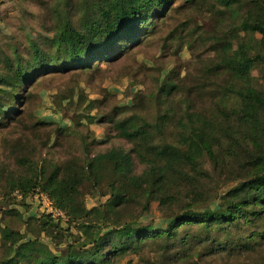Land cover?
Here are the masks:
<instances>
[{
  "label": "trees",
  "instance_id": "16d2710c",
  "mask_svg": "<svg viewBox=\"0 0 264 264\" xmlns=\"http://www.w3.org/2000/svg\"><path fill=\"white\" fill-rule=\"evenodd\" d=\"M177 1L82 0L78 25L71 14L75 6L67 3L64 15L57 13L54 35L43 38L48 49L31 40L28 57L18 51L13 58L5 56L0 67V126L21 118L17 105L29 99V89L41 79L89 72L118 60L127 49L157 35V21L163 25L185 7L222 17L226 40L213 50L207 68L230 72L231 80L222 86L212 109L198 110L187 99L170 103L181 90L172 73L148 97L146 103L159 108L148 116L152 122L137 109L119 119L124 111L116 107L101 121L111 123L115 136L132 144L129 151L114 148L91 156L90 149L101 143L94 139L85 143L84 158L47 164L36 161L19 141L23 147L16 161L22 172L7 179L9 190L19 201L46 196L63 216L47 212L26 219L16 208L0 209L1 218L17 217L26 226L23 232L5 221L0 264H124L149 245H157L161 253L160 262L149 264H184L217 250L255 252L264 244V89L253 75L264 68V0H187L181 7L175 6ZM64 100L72 104L69 97ZM45 124L39 121L34 127ZM170 126L172 141L166 138ZM204 157L212 171L205 169ZM135 158L145 167L141 174L135 173ZM217 178L233 185L224 194L212 191ZM87 186L97 191L94 196L109 197L88 208ZM153 203L169 212L163 228L142 224L134 215L136 210L148 213ZM43 235L56 251L42 241ZM198 245L205 246L206 254L189 255Z\"/></svg>",
  "mask_w": 264,
  "mask_h": 264
},
{
  "label": "rangeland",
  "instance_id": "374dc122",
  "mask_svg": "<svg viewBox=\"0 0 264 264\" xmlns=\"http://www.w3.org/2000/svg\"><path fill=\"white\" fill-rule=\"evenodd\" d=\"M186 1L178 0L175 6L181 7ZM199 1L203 3L206 0ZM81 2L82 0L2 1L0 3V67L5 64V56L13 58L15 51L28 57L31 40H37L47 48L43 38L54 35L57 13L64 15L67 3L71 7L75 6L71 14L78 25L79 18L83 15ZM164 22L166 23L163 25L160 21L156 22L157 25H161L156 36L151 35L142 45L127 49L130 50L125 51L128 54L118 60L100 63L97 69L89 72H72L54 78L48 76L29 89V99L20 106L17 105L21 110V118L16 122L15 117L16 119L9 120L7 125L0 126L1 210L16 208L25 215L26 219L29 215L40 218L46 215L44 213L54 210L46 196L30 195L27 199L19 201L9 190L7 179L22 172L16 159L23 146L35 154L36 161L45 160L47 164H62L75 157L84 158L85 143H90L94 139L101 143L92 148V145L89 146L91 156L114 148H124L129 151L132 144L115 136L116 132L112 130V124L101 119L112 115L116 107H121L124 112L119 119L131 117L132 112L137 109L152 122L153 120L148 116L155 115L159 108L146 102L152 93L157 92L169 73L175 76L181 87V90L170 98V103L174 100L187 99L194 102L198 110L207 106L212 109L213 102L223 91L222 86L227 85L231 80L230 72L220 69H213L211 72L212 68H207L210 58L214 57L213 50L226 40L228 28L222 17H212L210 14L194 12L185 7L173 18L164 19ZM186 26L188 27L183 30ZM167 37L168 40L165 42ZM204 39H207L205 45H203ZM165 43L168 44L167 47ZM253 75L258 78L259 85L262 84L264 89V68L258 67ZM64 97H69L72 104L65 101ZM162 110H167V105H163ZM39 121L46 123L45 126L34 127ZM174 136L171 127L170 135L167 134L166 138L172 141ZM19 141L23 146L19 145ZM134 161L135 173L141 174L145 167L136 158ZM202 163L206 170L212 171L213 168L207 157L202 159ZM232 185H225L217 178L210 189L224 194ZM98 190L101 193L105 191L102 188ZM94 192L89 186L85 187V202L88 208L97 206L100 201L104 202L109 197H96ZM134 213L142 224L152 223L156 228H163L166 226L169 212L161 211L158 204L153 203L148 213L137 210ZM54 216L58 215L54 214ZM5 221L23 232L26 231V226L13 216L0 217V229L5 225ZM63 226L67 228L65 223ZM72 233L79 235L75 228H72ZM42 241L56 251L50 239L44 235ZM150 246L145 247L140 256H128L123 263L126 264L129 260H133V264L160 262L159 247L154 245L150 249ZM64 247L61 246L62 249ZM194 249L189 255L206 254L205 246L198 245ZM180 252L185 255L184 252ZM2 253L0 242V255ZM208 255L212 256L190 259L184 264H264V244L255 252L228 253L217 250Z\"/></svg>",
  "mask_w": 264,
  "mask_h": 264
},
{
  "label": "built area",
  "instance_id": "2783aa9c",
  "mask_svg": "<svg viewBox=\"0 0 264 264\" xmlns=\"http://www.w3.org/2000/svg\"><path fill=\"white\" fill-rule=\"evenodd\" d=\"M52 213H54L55 215H60V216H63V214L59 211H54L53 209L51 210Z\"/></svg>",
  "mask_w": 264,
  "mask_h": 264
}]
</instances>
